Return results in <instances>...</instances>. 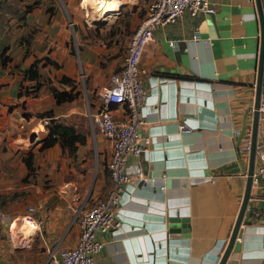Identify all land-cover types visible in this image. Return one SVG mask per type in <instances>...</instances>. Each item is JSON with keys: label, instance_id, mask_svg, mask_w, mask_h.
<instances>
[{"label": "crops", "instance_id": "crops-1", "mask_svg": "<svg viewBox=\"0 0 264 264\" xmlns=\"http://www.w3.org/2000/svg\"><path fill=\"white\" fill-rule=\"evenodd\" d=\"M18 1V7L26 10L9 39L12 59L0 67V194L13 188L25 171L19 159H11L17 152L4 140L15 128L33 129L34 125L29 124L36 115L25 118L23 111L52 109L55 118L83 127L74 122L76 114H81L73 105L75 99L66 107H56L54 100L44 104L37 97L29 100V94L18 96L22 84L33 83L23 79V70L34 58L48 55L59 64L53 69L57 79L62 75L74 79L81 65L82 75H87L85 90L96 94L110 73L120 69L124 56L123 53L122 62L114 69L109 63L99 67L84 46L77 54L71 52L73 27L67 24V10L76 5L75 0ZM133 1L145 11L151 2ZM211 1L216 6L214 13L195 17L184 14L174 22L156 26L153 39L143 51L140 67L145 71V96L138 134L148 136L150 142L143 155L128 157L127 163L131 167L139 165L144 178L123 186L119 225L96 234L103 245L94 257L95 264H218L224 251L247 182L249 154L242 155L239 147L245 137L251 139L260 32L255 0ZM102 16L96 22L104 20ZM145 16L146 12H129L128 40ZM72 22L79 25L77 20ZM27 36H32L28 38L29 52L23 54ZM51 68L41 67L40 72L49 75ZM60 84V89H69L68 84ZM44 88L45 84L39 88V95ZM262 91L264 94V69ZM261 103L264 104V95ZM25 105L29 106L23 110ZM45 118L38 117V123ZM243 119L245 130L239 136ZM179 122L190 130L180 131ZM89 129L91 146L87 135L82 145L86 150L79 147L77 154L81 156L76 159L63 152L58 143L44 151L51 167V181L48 187L39 182L36 195H29L24 202L26 208L34 207L33 215L41 220L39 229L24 233L22 241L17 239L22 246H17L8 230L7 240L0 238V264H50L51 253L75 244L78 227L66 206L68 199L77 192L95 201L105 195L111 184L106 168L110 144L92 132L90 125ZM258 149L264 151V122L260 120L254 169L261 162ZM94 157L96 172L90 178L89 161ZM14 161L19 163L17 174L5 165ZM64 185L67 191L62 193ZM249 203L250 216L241 223L236 238L239 248L229 252L225 264H264V175L252 179ZM13 213L0 210L2 234ZM171 216L186 218L188 229L168 232Z\"/></svg>", "mask_w": 264, "mask_h": 264}, {"label": "built area", "instance_id": "built-area-1", "mask_svg": "<svg viewBox=\"0 0 264 264\" xmlns=\"http://www.w3.org/2000/svg\"><path fill=\"white\" fill-rule=\"evenodd\" d=\"M215 8L211 0H151L149 3L145 18L129 37L122 66L111 72L107 83L96 91L97 106L88 114L91 130H95L110 144L106 168L111 184L105 195L95 201L77 192L70 196L66 206L74 214L78 236L74 245L51 253L48 259L50 264H95L94 257L103 245L96 234L119 225L117 214L123 186L126 183H139L144 178L141 167H131L127 159L138 157L150 142L148 136L140 137L138 127L143 122L140 109L145 96V71L140 67V59L146 45L153 39V29L174 22L184 14L195 17L214 13ZM258 112L259 120L264 122L263 103L259 105ZM48 120L46 117L39 124L43 127ZM178 128L180 131L190 130L182 122H179ZM238 133V129L235 130V134ZM239 151L242 155L249 154V137L242 140ZM257 155L261 162L253 170L252 179L264 175V151L258 149ZM66 191L67 186L64 185L61 192ZM33 213L34 207L30 206L25 213L15 216L9 223V234L22 241L24 233L32 234L38 230L41 220Z\"/></svg>", "mask_w": 264, "mask_h": 264}, {"label": "rangeland", "instance_id": "rangeland-1", "mask_svg": "<svg viewBox=\"0 0 264 264\" xmlns=\"http://www.w3.org/2000/svg\"><path fill=\"white\" fill-rule=\"evenodd\" d=\"M6 2H16L15 0H5ZM86 0H75V6L72 8H69L67 10L69 13L70 21L67 20L68 26H72L74 31L72 30V48L74 49L75 53L77 54L78 51H81L82 46L85 47V49H89V51L92 54L93 62L99 66V67H106V64H112L114 65V69H117L119 66V63L122 62V54L125 51L126 45H127V36H128V25L125 26L126 20L129 21V12L138 13V14H145V9L141 4L135 3L133 0H103V3H98L99 1H96V6L93 8V10H87V8L84 6ZM4 3V2H2ZM17 4V2H16ZM117 4H119V9L117 14L113 17V10L115 7H117ZM82 5V6H81ZM149 5V4H148ZM148 7V6H147ZM65 8L67 9L66 5ZM71 9H73L71 11ZM102 14L104 15V20L100 22H96L98 20L102 19ZM102 16V17H100ZM109 16L111 19L109 20ZM113 17V18H112ZM101 18V19H100ZM77 20L78 26L77 29L74 28V25L76 23H73L72 21ZM106 20V21H105ZM108 20V21H107ZM17 21H19V18L12 17L11 14L8 12L7 14H4V17L0 19V25H2V28L0 29V51L1 48L4 46H7V51L10 48L11 43H9L10 37L14 33V28L16 26ZM29 37H25V44L27 45L29 43ZM24 39V38H23ZM13 43V42H12ZM17 44H19V41L17 40ZM15 48H13L14 50ZM4 53L5 56H8L11 60L12 57L10 56L11 52ZM24 54V50L22 51ZM96 55L97 58L95 57ZM78 58V57H77ZM9 60V61H10ZM98 62V63H97ZM81 64V62H80ZM0 67L1 66L0 64ZM18 67L12 66L11 71ZM52 68L49 70V75H42V78L45 83V88L43 89V94L39 95L37 88H33L31 84H22L21 85V92L29 94L31 97H28L29 100L33 99L34 97H37V101L42 102L44 104H48L49 102L53 101L54 98L51 95V88L50 83L53 84L55 87L60 89L61 84L59 82L60 78H56L55 74V67L51 66ZM81 65L77 67V77L74 78V91L77 92V97L75 98V101L73 102L75 108L81 112V114H76V122L78 125H83L82 129L86 131L87 135H91L89 125H88V114L89 112L94 110V107L96 103L98 102L97 95L92 92H87L86 89V82H87V75H82L81 73ZM54 69V70H53ZM82 72L83 69H82ZM85 73V72H84ZM35 92V93H34ZM70 102V101H69ZM53 103V102H52ZM66 103L64 102L61 104H56V107H59V105H63L66 107ZM54 104V105H55ZM34 104L31 103L30 106H33ZM29 106V105H28ZM28 106H24L23 110L26 109ZM35 107V106H34ZM42 111H45L44 109H41ZM28 113L36 114L39 112H42L40 110H36L35 112L30 110H25ZM23 111V112H25ZM22 112V113H23ZM26 118V117H25ZM33 124L34 125L32 130H29L26 126L19 127V131L15 128L13 134L8 139L7 137H4L5 141L9 142V148L15 149L17 152L16 155L13 154L11 159L16 157V159H19V161L22 163V165L25 168L24 174L20 176L17 180L18 183L13 188H10L7 193L0 194V210L1 211H7L10 210L14 212L13 214H10V221L18 215H21L27 208L25 198L28 199V196H34L36 195V185L40 182L44 185V187H48L51 178L50 177V171L51 167L49 164L45 161L44 157V150L40 149L41 142L35 143L36 138H42L46 135V128L45 126L42 127L38 123V117L35 116L33 118ZM82 122L84 124H82ZM92 131V130H91ZM92 132H96L95 130ZM93 141L92 136L89 137V145L91 146V143ZM6 146H4V149ZM86 150L84 146H80L79 149ZM28 151H32L35 154V166L31 173L27 172V169L25 167L24 162H22V157L25 153ZM81 153V152H80ZM86 152H84L85 154ZM81 156V154H78ZM12 163L11 165L6 163L5 165L9 170H12L13 173H18L19 171V163ZM18 162V161H17ZM97 161L95 160V157L89 161V177L91 178L93 174L96 172ZM79 168V166H78ZM81 169V168H79ZM26 179L24 180V178ZM15 181V180H12ZM14 210V211H13ZM21 213V214H20ZM8 227L9 223L6 226V229L4 228L2 231H4V234L0 231V238L7 240L9 237L8 234ZM27 227V226H26ZM10 239V238H9ZM14 242L17 244V246H22V244L15 239Z\"/></svg>", "mask_w": 264, "mask_h": 264}, {"label": "trees", "instance_id": "trees-1", "mask_svg": "<svg viewBox=\"0 0 264 264\" xmlns=\"http://www.w3.org/2000/svg\"><path fill=\"white\" fill-rule=\"evenodd\" d=\"M17 2H6V1H0V19L4 17V14H7L8 12L11 14L12 17L22 18L24 11L21 10L18 7L19 1L15 0ZM81 1V0H80ZM4 2V3H2ZM29 8V7H28ZM125 26L128 25V20H126ZM2 28V25H0V29ZM74 28L77 29V24L74 25ZM73 48H71V52H73ZM7 46H3L0 51V64L1 66L7 65L8 61L10 60L8 56H5L7 54ZM29 52V43L26 45L24 53L27 54ZM53 66L55 68H59V64L51 59L48 55H44L42 57H36L31 62V64L26 67L23 70V79L32 81L31 84L32 89L39 88L45 84L44 80L42 78V74L40 72L41 67L44 66ZM74 79H71L67 77L66 75H62L59 79L60 83H66L69 85V89H58L55 87L52 83H50L51 88V95L54 98V102L56 104H61L64 102H69L74 100L77 97V92L74 91ZM35 93V92H34ZM27 95L26 93L18 92V96L21 95ZM32 114L28 112H23V116L30 117ZM38 117H48V122L45 125L46 128V135L41 141L40 149L44 150L55 143H58L62 149L63 152L68 154L69 157L72 159L77 158V151L78 148L84 144H86L87 140V133L86 131L79 129L77 126H75L72 123L67 122L63 118H55L54 113L52 109H45V111L39 112L35 114ZM22 161L25 164V167L27 169L28 173H31L34 167V153L32 151H28L25 153L22 157ZM26 177L24 178V180Z\"/></svg>", "mask_w": 264, "mask_h": 264}, {"label": "water", "instance_id": "water-1", "mask_svg": "<svg viewBox=\"0 0 264 264\" xmlns=\"http://www.w3.org/2000/svg\"><path fill=\"white\" fill-rule=\"evenodd\" d=\"M256 10L259 20V32H260V44H259V58L257 65V77L255 84V98L252 109V120H251V139H250V151H249V163L247 170V182L242 198V202L236 216L234 225L232 227L229 239L224 248V251L220 257L218 264H225L227 256L231 250H237L239 248V242L236 241V238L239 237L240 225L242 222H245L251 213V205L249 203V193L250 186L252 182V173L254 170V158H255V149H256V132L259 124V112L258 107L260 105L261 97L264 95L262 91V82H263V69H264V4L262 0H255ZM74 31V29H73ZM245 130V121H242V127L240 130V135L244 133ZM41 139H37L39 142ZM144 152V151H143ZM141 152V155H143ZM186 218H179L178 216H171L168 219L169 227L168 232H178V231H186L187 224Z\"/></svg>", "mask_w": 264, "mask_h": 264}, {"label": "bare ground", "instance_id": "bare-ground-1", "mask_svg": "<svg viewBox=\"0 0 264 264\" xmlns=\"http://www.w3.org/2000/svg\"><path fill=\"white\" fill-rule=\"evenodd\" d=\"M96 1H99L98 3H101L102 1L103 3V0H86L84 6L87 8V10H93V8L96 6Z\"/></svg>", "mask_w": 264, "mask_h": 264}]
</instances>
